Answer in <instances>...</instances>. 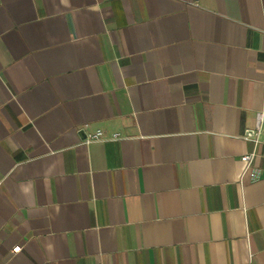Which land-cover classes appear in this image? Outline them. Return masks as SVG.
Returning a JSON list of instances; mask_svg holds the SVG:
<instances>
[{"label": "crops", "instance_id": "obj_1", "mask_svg": "<svg viewBox=\"0 0 264 264\" xmlns=\"http://www.w3.org/2000/svg\"><path fill=\"white\" fill-rule=\"evenodd\" d=\"M260 111L264 0H0V264H264Z\"/></svg>", "mask_w": 264, "mask_h": 264}, {"label": "built area", "instance_id": "obj_2", "mask_svg": "<svg viewBox=\"0 0 264 264\" xmlns=\"http://www.w3.org/2000/svg\"><path fill=\"white\" fill-rule=\"evenodd\" d=\"M121 138L120 133H115L113 135V140H119ZM247 141H250L254 144L255 150L250 153L242 156L241 161L248 168L254 159L257 157V147L264 144V111H260L257 113V125L254 129L251 136H245ZM104 140V131L97 130L96 132L87 133L86 137L83 140L85 145H90L94 142H99ZM21 249L16 248L14 250L15 253H19Z\"/></svg>", "mask_w": 264, "mask_h": 264}]
</instances>
